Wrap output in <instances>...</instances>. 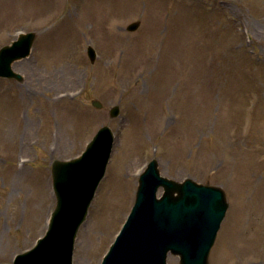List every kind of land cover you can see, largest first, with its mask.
Returning <instances> with one entry per match:
<instances>
[{"label": "rangeland", "instance_id": "374dc122", "mask_svg": "<svg viewBox=\"0 0 264 264\" xmlns=\"http://www.w3.org/2000/svg\"><path fill=\"white\" fill-rule=\"evenodd\" d=\"M3 1L0 48L19 32L36 37L12 64L22 82L0 78V264L46 231L55 206L51 162L79 156L102 126L113 146L72 264L77 256L101 263L152 159L161 176L224 192L228 207L208 264H264V0H107L106 19L86 23L81 15L100 0ZM135 21L138 29L127 31ZM65 28L75 31L72 43L55 59ZM51 70L75 77L53 83ZM52 84L69 89L56 106ZM206 85L212 103L202 96ZM17 124L6 154L3 141ZM166 264H179L178 256L168 254Z\"/></svg>", "mask_w": 264, "mask_h": 264}, {"label": "water", "instance_id": "95a60500", "mask_svg": "<svg viewBox=\"0 0 264 264\" xmlns=\"http://www.w3.org/2000/svg\"><path fill=\"white\" fill-rule=\"evenodd\" d=\"M139 25V21L132 22L126 30L135 31ZM35 36L34 32L19 33L11 44L0 48V78L22 82L11 65L28 56ZM86 52L94 62V49L88 46ZM90 104L96 109L103 107L96 99ZM118 114V106L109 109L110 118ZM113 140L110 128L102 126L80 156L52 161L55 207L46 232L33 248L17 254L13 264H72L76 233L104 175ZM159 188L162 193L158 197ZM227 207L219 187L161 176L156 159H152L139 175L130 213L101 264H166L168 253L177 255L179 264H208Z\"/></svg>", "mask_w": 264, "mask_h": 264}, {"label": "bare ground", "instance_id": "6f19581e", "mask_svg": "<svg viewBox=\"0 0 264 264\" xmlns=\"http://www.w3.org/2000/svg\"><path fill=\"white\" fill-rule=\"evenodd\" d=\"M3 3H4V1L1 0L0 5H2ZM110 3L111 2H109L107 0H100V2L94 4V6H92L89 11H87L86 13L81 15L80 21L82 23L100 22L101 20H103V18L106 19L107 15L105 14V12H107L106 11L107 9H110V7H111ZM104 14H105V16H104ZM246 25L250 26L253 31L259 32L258 28H256L255 25L248 24V23H246ZM80 27H81V25L78 28H80ZM73 31H70V28H65L60 32V35H61L60 39L61 40H60V45L58 47V51H57V53L54 54L55 59H56L57 55H59L62 52L69 49V47L72 43L71 38H73V34L75 32V31L74 32ZM64 32H65V34H64ZM176 32H177V37H179V36H181V33L183 32V30H181L179 28V30H177ZM64 39H66L65 43H63ZM178 64L182 65L180 63H178ZM72 76L75 77V73L71 70H51V71L47 72V74H45V78L48 79L49 81H52L53 83L55 80H61L63 77H67L68 79H71ZM59 87H61V86H59L57 84H52L49 86V91L52 94H55L56 96H57V94H61L60 96H57L56 99L50 101V105H52V106H56L57 104H59L60 101L67 98V95L69 93V91H68L69 89H67V88L63 89V87H61V88H59ZM205 89H206V93L203 94L202 96L205 98V100L207 102L212 103L213 98L210 97V93L213 91V87L210 85H206ZM20 130H21V128H20L19 124L15 125V127L12 129V132L9 130L10 134L5 138L6 140L3 141V147H2V149L6 152V154H8L7 150H8L9 144H14L16 142V139L20 133ZM82 244H83V242H81L79 244V247H82ZM82 250H84V248H81V251ZM74 262H75V264H86L85 261L80 259L78 256L74 260Z\"/></svg>", "mask_w": 264, "mask_h": 264}]
</instances>
